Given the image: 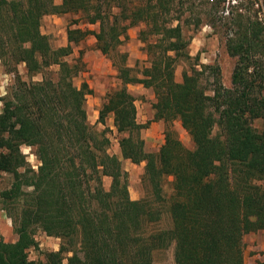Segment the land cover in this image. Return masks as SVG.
<instances>
[{"label": "trees", "instance_id": "obj_1", "mask_svg": "<svg viewBox=\"0 0 264 264\" xmlns=\"http://www.w3.org/2000/svg\"><path fill=\"white\" fill-rule=\"evenodd\" d=\"M262 3L0 0V61L16 74L0 112V171L12 178L0 198L17 234L14 241L0 239V264H153L155 252L171 244L175 264H245L244 235L264 230ZM66 13L80 14L98 29L68 28V44L53 48L41 20ZM139 23L149 63L138 75L111 54ZM203 23L234 59L229 86L221 82L218 65L190 62L184 28ZM89 34L118 71L120 83L107 92L98 121L104 124L112 113L121 157L144 162L148 190L138 199L129 196L121 158L107 151L109 137L88 122L85 100L92 90L85 81L74 83L81 60L63 59L70 43ZM178 60L191 65L181 81L175 80ZM18 64L25 65L29 80L19 77ZM127 84L154 93L152 120L165 125L156 152L144 148L140 131L148 121H137ZM175 120L193 148L179 139ZM24 145L35 148L36 169ZM166 176L172 177L171 225L161 228ZM104 177L111 179L108 188ZM37 228L60 243L35 260L28 250L37 246Z\"/></svg>", "mask_w": 264, "mask_h": 264}, {"label": "rangeland", "instance_id": "obj_2", "mask_svg": "<svg viewBox=\"0 0 264 264\" xmlns=\"http://www.w3.org/2000/svg\"><path fill=\"white\" fill-rule=\"evenodd\" d=\"M58 0H54L56 2ZM60 1V0H59ZM130 1V0H127ZM262 3L260 16L264 17V0H259ZM80 14H47L41 20V31L48 35L50 44L53 48L65 46L67 41V29L80 27L82 29H98V24H87L79 17ZM143 28V24L131 26L128 29V37L120 44L115 52L117 62L130 66L133 73L140 74L144 66L148 65L147 55L144 49V43L139 40V30ZM185 35L189 37L188 50L193 59L191 63L199 62L209 65H218L220 79L223 85H230L231 71L234 65V59L230 57L223 45L219 34L213 30L208 24L203 23L197 28H184ZM71 53L63 59L73 63L81 60V71L74 78V83L80 85L82 81L88 83L91 88V93L87 94L85 100V109L87 119L94 130H104L109 137L108 152L117 155L121 158L122 168L126 172V181L129 196L133 198H141L145 196L148 185L144 179V162L132 163L129 159L121 157L119 138L113 124V115L109 113L104 124L98 121L99 109L104 101L107 92L119 85L118 71L113 65V59L110 55L103 54L96 45V39L93 35H87L77 43H70ZM123 58V59H122ZM190 63L184 60H178L175 66V80H182V72L184 69H189ZM196 67L199 68L197 65ZM57 67H51V70H56ZM17 72L22 80H29L25 65L18 64ZM207 72L203 75L205 77ZM14 72H9L0 61V112L3 106V97L6 96L15 83ZM40 75L32 77L33 80L40 79ZM127 89L134 95L138 109H136V119L139 123L148 121V127L140 131V136L144 140V148L149 152H156L159 146L164 141L165 125L163 121L151 124V104L153 103L154 93L151 89L143 87L141 84H128ZM145 102L141 107V101ZM138 113V115H137ZM141 113V114H140ZM146 115V121L141 118ZM156 121V120H155ZM173 127L176 129L181 142L188 148H193V141L185 129L182 128L180 122L175 120ZM22 152L26 155V160L31 168L36 169L38 160L35 155L33 146H22ZM11 175L0 171V192L8 188L11 183ZM172 177L166 176L163 182V195L165 196V205L158 227L169 228L171 225L169 213L167 211L169 199L173 192ZM110 177L103 178V185L108 188L110 185ZM4 203L0 198V239L4 241H14L17 234L14 231L12 219L9 213L3 208ZM35 239L37 246L28 250L30 259H44V254L47 251L57 250L59 248L60 239L52 236H47L41 229L35 231ZM243 255L245 264H264V230L249 232L243 237ZM153 264H175L174 263V244L169 247L158 250L154 254Z\"/></svg>", "mask_w": 264, "mask_h": 264}, {"label": "crops", "instance_id": "obj_3", "mask_svg": "<svg viewBox=\"0 0 264 264\" xmlns=\"http://www.w3.org/2000/svg\"><path fill=\"white\" fill-rule=\"evenodd\" d=\"M60 2H61V0H60V1L58 0V1H56L55 3L58 4V3H60ZM127 85H128V84H127ZM140 101H141V100H140ZM152 101H153V102L155 101V97H154V99H153ZM134 103H135L136 109H138L139 106H138V104L136 103V100L134 101ZM140 103H141V107H143V105L145 104V102H142V101H141ZM140 114H141V113H140ZM137 115H138V113H137ZM145 117L147 118L146 115H142V116H141V118H143L144 121H146V120H145V119H146ZM152 117H153V110H152V108H151V117H150V118L152 119ZM137 121H138V120H137ZM156 122H160V121L152 120L151 124H152V125H153L154 123L156 124ZM141 163H142V162H141ZM133 199H136V198H133Z\"/></svg>", "mask_w": 264, "mask_h": 264}]
</instances>
